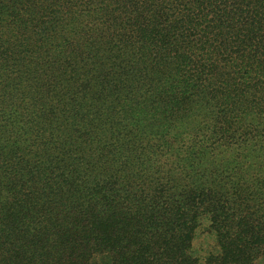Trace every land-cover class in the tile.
<instances>
[{"label": "trees", "instance_id": "trees-1", "mask_svg": "<svg viewBox=\"0 0 264 264\" xmlns=\"http://www.w3.org/2000/svg\"><path fill=\"white\" fill-rule=\"evenodd\" d=\"M0 264H264V0H0Z\"/></svg>", "mask_w": 264, "mask_h": 264}]
</instances>
